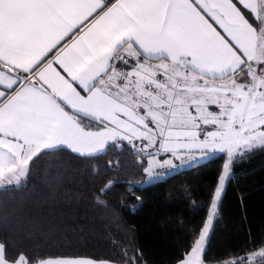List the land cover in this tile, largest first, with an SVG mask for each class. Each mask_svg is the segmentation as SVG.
<instances>
[{
	"label": "snow or ice",
	"instance_id": "snow-or-ice-1",
	"mask_svg": "<svg viewBox=\"0 0 264 264\" xmlns=\"http://www.w3.org/2000/svg\"><path fill=\"white\" fill-rule=\"evenodd\" d=\"M125 148L144 179H104L90 163L97 207L126 185L135 210L137 189L222 161L206 199L190 201L204 215L176 264H264V239L209 255L226 182L264 151V0H0V194L27 189L45 157L96 162ZM16 244L0 228V264H146L134 244L117 245L119 259Z\"/></svg>",
	"mask_w": 264,
	"mask_h": 264
},
{
	"label": "trees",
	"instance_id": "trees-1",
	"mask_svg": "<svg viewBox=\"0 0 264 264\" xmlns=\"http://www.w3.org/2000/svg\"><path fill=\"white\" fill-rule=\"evenodd\" d=\"M119 158L123 168L118 174H105L103 162ZM139 156L125 148L112 150L100 161L86 162L67 153L45 157L37 164L39 178L33 177L27 189L0 194V211L6 206L12 213L22 200L23 212L17 210L0 228L17 241L15 251L39 250L52 254L84 253L119 259L122 245L134 244L146 264H176L188 241V229L199 224L204 213L193 215L190 201L206 199V189L216 179L222 161L136 190L143 196L142 206L131 207L135 199L126 193V185L117 186L107 196V207L93 203L92 189L99 183L89 166L101 165L104 179L142 181L136 166ZM233 178L226 182L223 194L222 222L215 228L210 256L223 257L235 252L246 241L264 239V151H256L236 165ZM184 186L190 194L185 199ZM21 217L35 221L27 225ZM113 241L116 244H113ZM132 251V249H128Z\"/></svg>",
	"mask_w": 264,
	"mask_h": 264
}]
</instances>
